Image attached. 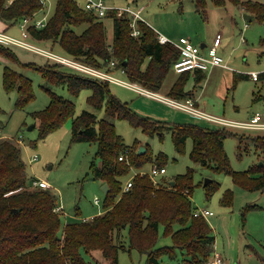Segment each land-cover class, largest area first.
Instances as JSON below:
<instances>
[{"label": "trees", "instance_id": "16d2710c", "mask_svg": "<svg viewBox=\"0 0 264 264\" xmlns=\"http://www.w3.org/2000/svg\"><path fill=\"white\" fill-rule=\"evenodd\" d=\"M210 1L220 7L227 3L244 7L259 22H264L262 2ZM194 4L196 11L206 18L207 0H194ZM43 7L42 0H14L9 5L6 0H0V20L10 26L16 25ZM107 18L113 23L111 41H108L104 19L86 10L83 0H57L55 11L45 27L38 29L30 25L28 33L36 43L59 46L64 52L61 55L102 70L120 69L130 83H137L153 92L160 91L174 63L180 58L179 50L171 44H161L154 29L143 22H139L141 35L134 37L128 17H119L113 12ZM84 25L80 31L79 27ZM12 47L0 43V56L13 64L35 68L46 81L66 87L74 96L83 89H89L88 102L94 108H104L111 118L126 120L149 137L156 134L162 137L165 129H171L178 152L191 138L192 160L218 174L229 175L244 190H264V137H254L260 163L245 170H235L225 151L224 140L236 134L224 126L208 129L193 122L162 126L165 122L139 115L126 102L112 95L105 82L70 69L72 73L63 69L65 67L61 64H24ZM112 61L114 66H111ZM190 76V72L182 73L169 97L183 101L192 97L194 90H186ZM205 77V72L195 73L198 82ZM246 78L247 75H239L234 85ZM3 79L6 91L17 90L18 109L34 99L32 80L22 73L6 66ZM45 90L50 97L49 104L43 110L32 113L33 118L39 121V139L46 138L71 119L73 142L98 143L91 168L94 178L108 185L104 210L88 219L78 218L80 214L76 212V217L63 223V212L55 210L61 204L57 194L50 189L29 186L34 178L28 174L22 146L13 139H1L0 264H91L86 255L97 250L103 257L110 258L112 264H119L120 251L132 250L144 255L146 264H160L164 255L178 258L179 264H205L212 256L216 237L206 218L194 216L197 209L192 200L197 186L194 170L189 168L186 173L178 174L171 180L164 179L159 186H154L148 175H137L132 187L124 192L123 186L134 171L132 168L145 170L143 166L149 163L165 167L167 155L160 153L154 157L149 148L142 154L132 152L111 121L100 119L86 110L76 115V106L72 101L51 89ZM243 139L240 137L241 143ZM241 143L239 156L242 155ZM127 154L129 164L119 160L121 155ZM172 181L174 185H171ZM221 186L219 181L210 180L203 186L206 198L210 199ZM233 198V190L225 189L220 197L221 207H231ZM259 207L249 205L247 209ZM161 228L164 236L171 237L172 245H158ZM125 230L128 241L123 238Z\"/></svg>", "mask_w": 264, "mask_h": 264}, {"label": "rangeland", "instance_id": "374dc122", "mask_svg": "<svg viewBox=\"0 0 264 264\" xmlns=\"http://www.w3.org/2000/svg\"><path fill=\"white\" fill-rule=\"evenodd\" d=\"M6 2L12 3L9 0ZM106 2L113 7L129 5L137 9L143 6L142 16L150 22L153 28L161 32L172 33L170 39L174 42L181 35H185L192 37L193 41L199 45L198 40L202 36L205 35L213 40L217 31H222L224 40L219 53L229 55L228 60L231 59L236 72H241L239 66L248 68L249 72L247 73L249 74L264 70L258 69V66L264 61V57H262L264 56V44L261 42L264 38V22L260 23L256 18L251 21L245 20L238 6L227 3L226 7L218 8L214 4L212 5L210 0H207L208 21H205V18L196 11L194 0H106ZM49 3L48 9L52 15L57 0H49ZM104 21L108 41H111L113 36L112 20L105 18ZM245 23L249 24V28L244 30ZM84 27L85 25L79 27L80 31ZM241 29L244 31L240 32ZM0 31L45 47L53 52L64 54L59 46L39 44L30 38H24L19 23L10 26L0 20ZM241 35L246 38L248 44L242 41ZM12 50L24 64L45 66L54 63L23 47L13 46ZM201 50L204 51V49ZM6 66L32 80L35 97L24 108L18 109L16 106L19 96L17 90L8 92L5 89L3 74ZM63 69L73 73L66 67ZM253 69L255 71H252ZM108 72L121 80L130 81L120 69H111ZM180 75L171 69L163 83L164 88L169 86L171 82L174 84ZM104 82L112 95L126 102L139 115L165 122L162 123V126L173 127L176 123L193 122L202 128L222 127L203 118L194 117L180 109L169 107L157 101H150L129 87L114 82ZM203 82L204 80L198 82L190 76L186 84L187 87L191 86L190 89L194 90L192 100L200 94L199 105L195 102L192 103L199 110L236 121L250 120V116L256 113H260L264 118L263 82H254L251 79L243 80L237 84L235 89L231 88L232 84L228 85L224 89L225 91L228 89L224 93V98L225 96L226 98L221 100L216 97V83L213 82L203 94ZM45 88L51 89L72 101L76 106V115L86 110L96 114L100 119L111 121L115 125L117 133L123 138L124 143L132 148V152H138L140 147H144L151 149L154 157L160 153L167 155L165 164L167 173L158 177L160 182H163L164 179L171 180L178 174L186 173L189 168H192L195 184H197L192 194V200L196 207L207 208L213 213L208 217V223L216 237V252L235 264H264V190H244L236 185L229 175L218 174L192 160L190 157L193 145L191 138L186 140L184 149L178 152L174 146L171 129H165L162 137L159 134L149 137L140 128L131 126L128 121L111 118L104 108H94L88 102V97L91 94L89 89H83L79 95L74 96L66 87L46 81L35 68L21 66L17 63L13 64L0 56L1 135L6 137L22 136L24 141L22 155L27 165L28 174L30 178L44 179L51 185L50 190L57 194L59 202L63 205V210L68 214H63V223H66L73 216L76 217V212H79L78 218L80 219L91 218L101 213L104 210L105 192L102 189L101 181L94 178L91 168L97 155L98 143L73 142L71 119H68L61 128L50 133L46 138L39 139V121L33 118L32 113L43 110L49 104L50 97ZM162 93L168 95L166 90H162ZM220 94L222 95L221 92ZM258 95L261 97L255 101V97ZM224 128L236 134L235 136H228L224 140L225 151L233 169L245 170L253 164H259L254 137H264V130ZM240 137H244L242 143ZM245 137H249V139ZM240 143L241 156H239L238 150ZM35 154L38 157L37 160L30 161V158ZM99 163L97 159V164ZM153 165L157 164L149 163L143 166V169L151 170ZM132 170L136 169L132 168ZM212 179L219 181L222 186L210 199H207L203 186L207 180ZM29 186L32 187L31 183ZM225 189H232L234 193L233 204L229 208L220 205V197ZM96 197L100 200L99 205L94 204ZM249 205L260 207L247 209ZM243 214L245 215L244 220ZM127 237V230H125L123 238L127 240ZM158 245H172L171 237L163 235V228L160 229ZM86 259L91 264H112V260L103 257L99 250L94 251L92 255H86ZM118 261L119 264H146L145 256L136 250L120 251ZM179 262L178 258L172 259L168 255L160 258V264H179Z\"/></svg>", "mask_w": 264, "mask_h": 264}, {"label": "built area", "instance_id": "2783aa9c", "mask_svg": "<svg viewBox=\"0 0 264 264\" xmlns=\"http://www.w3.org/2000/svg\"><path fill=\"white\" fill-rule=\"evenodd\" d=\"M9 1L13 2L14 0H9ZM42 3L44 7L40 11L33 14L32 16L24 18L19 23L21 28V33L22 36H24V38H30L28 33V27L30 25H34L36 28L41 29L45 27V25L47 24V21L51 15V13L49 12L50 10L46 8L47 5L49 4V1L42 0ZM7 4L9 5L10 3ZM83 5L86 10L96 14L99 18L105 19L113 12L116 13V15L119 17L120 16L128 17L130 20V27L132 30L131 34L134 37H138L141 35L139 22H143L148 26H150L156 32L158 36V40L161 44H171L172 46H174L179 50L180 58L173 65V70L176 73L182 74L184 72H190V74H195L197 71L208 72L212 68L218 66L229 67L226 61L224 60V58L218 53L217 50L218 46L221 43V34H218L216 36L213 46H211L208 49L207 53H203L201 47L193 43L190 37L188 36H182L176 42H174L170 38L159 33L157 30H155V28L149 25V23L143 18L141 9H135L129 5H125L122 7H113L111 5H108L106 0H83ZM246 27L247 25H245V28ZM242 41L243 42L245 41L243 36H242ZM0 43L5 45L26 48L30 51L36 52L46 57L51 62H54L56 64H61L62 66L72 69L79 74H82L87 77L95 78L101 82L107 81V82H114L117 84H121L141 94H146L147 96L156 98L176 109H180L193 116L203 118L208 122L216 123L218 125H221L222 127L224 126V127H232L239 129L264 130V118L260 113L254 114L250 118V120L247 121H236L224 117L214 116L197 109L192 104L193 100L191 99H187L183 101V100L173 99L167 96L158 95L154 92L146 90L145 88H142L136 83H130L121 80L113 76L108 71L89 66L70 56H65L55 53L52 50H49L45 47H40L34 43L24 41L22 39H19L17 37H14L12 35L6 34L5 32H1V31H0ZM111 66H114V61L111 62ZM249 75L253 80L258 81L262 76H264V70L261 72H251ZM4 138L13 139L19 145L21 146L24 145V141L21 135L18 137H6L5 135H1V129H0V140ZM37 158L38 157L35 154L30 158V161L34 162L37 160ZM119 160L126 161L129 164L128 154L126 156L121 155L119 157ZM166 173L167 171L165 167H160L157 165H153L151 170H134L132 174L128 177L126 182L124 183L123 191L124 192L128 191L132 187L133 179L137 175L140 176L148 175L151 178L153 185L159 186L160 180L158 179V177ZM31 185L32 187H41L44 189L51 188V185L48 183V181L44 179L34 178L31 182ZM94 204L96 205L100 204V200L98 197L95 198ZM55 210H57V212L62 211L64 215H68L67 212L63 210L62 203ZM211 214L212 212L209 209L199 208V207H197V209L194 212V216L204 217L206 219ZM205 264H235V263L230 262L229 260L224 258L222 254L216 252L215 243H214L212 256L205 261Z\"/></svg>", "mask_w": 264, "mask_h": 264}, {"label": "crops", "instance_id": "0c3cea01", "mask_svg": "<svg viewBox=\"0 0 264 264\" xmlns=\"http://www.w3.org/2000/svg\"><path fill=\"white\" fill-rule=\"evenodd\" d=\"M49 1V0H48ZM243 1H246V0H243ZM259 2H262V3H264V1H259ZM50 4V3H49ZM49 4L47 5V7L46 8H49ZM108 4V3H107ZM211 4L213 5V3L211 2ZM108 5H110V4H108ZM216 7H218V8H221L220 6H216ZM222 7H226V6H222ZM239 8H240V12L243 14V17H244V19L245 20H248V21H251L253 18H256V16L253 14V13H250V12H247L245 9H244V7H241V6H238ZM137 9H141V10H143V6H141V7H139V8H137ZM251 15V17H249ZM144 18V17H143ZM145 19V18H144ZM257 19V18H256ZM146 20V19H145ZM208 21V10H207V16H206V18H205V21ZM147 21V20H146ZM148 23H149V25H151L150 24V22L149 21H147ZM260 23H262V22H260ZM245 25H247V29L249 28V24L248 23H245L244 24V30L246 29L245 28ZM223 29H224V27H223ZM155 30H157V29H155ZM244 30H242L241 29V31L240 32H243ZM159 33H161L162 35H164V36H166V37H168V38H171L170 36H171V34L172 33H165V32H161V31H159V30H157ZM218 34H221V43H220V45L218 46V53H219V49H220V47L223 45V40H224V35H223V33H222V31H217V33H216V35H215V37H214V39L212 40L211 38H208V37H206L205 35L204 36H202L199 40H198V42L200 43L199 45H200V47H201V49H204V51H202V52H207V49H209L211 46H213V44H214V41H215V39H216V36L218 35ZM182 36H185V35H181L180 37H182ZM242 36V35H241ZM188 37H190V36H188ZM190 39L192 40V42L193 43H195L194 41H193V38L192 37H190ZM241 39H242V37H241ZM244 43L245 44H248V41L246 40V38L244 37ZM261 42L264 44V38H262V40H261ZM196 45H198L197 43H195ZM198 45V46H199ZM223 58H224V60L226 61V63L228 64V66L229 67H220V66H218V67H214V68H212L211 70H209L208 72H205V75H206V77H205V79H204V87L202 88V90H204V93L203 94H205V92L207 91V89H209V87H210V85L214 82V83H216V85H215V87H216V90H215V92L217 93V95H216V97L218 98V99H225L226 98V96H225V98H224V93L225 92H227L228 91V89L225 91L224 89L228 86V85H231L232 84V87L231 88H233V89H235L236 88V86H237V84L240 82V81H243V80H252V81H254V82H263L264 83V76H262L258 81H255V80H253L251 77H250V75H249V73H247V72H249L248 71V68H246V67H243V66H239L238 68L239 69H241V72H236V70L234 69V67H233V64L231 63V59H230V61L228 60L229 59V55H224V54H221V53H219ZM263 55V54H262ZM44 57V56H43ZM262 57H264V56H262ZM46 58V57H45ZM48 61H50V60H48ZM258 69H260V70H262V69H264V61L262 62V64H260V66H258ZM252 71H255V69H253ZM176 73V72H175ZM177 74H179V73H177ZM242 74H244V75H247V78L246 79H240L237 83H236V85H234V80L239 76V75H242ZM191 77L192 78H195V74H191ZM225 79H226V82H225ZM137 84V83H136ZM173 83L171 82V84L169 85V86H167V87H165L164 88V86H163V89L161 88V90L160 91H158V92H154V93H156V94H158V95H162V96H166V95H164L163 93H162V90H166V92L168 93V95H167V97H169V92L171 91V89H172V87H173V85L175 84H173ZM137 85H139V84H137ZM140 86V85H139ZM142 87V86H141ZM143 88V87H142ZM190 88H191V86H189V87H187L186 86V90H190ZM146 90H148V89H146ZM135 91V90H134ZM150 91V90H149ZM135 92H137V91H135ZM151 92H153V91H151ZM220 92L222 93V95L220 94ZM139 95H141V96H143V97H145L146 99H148V100H150V101H157V102H159V103H162V104H164V105H167V106H169V107H172V106H170V105H168V104H166V103H164V102H162V101H160V100H158V99H156V98H153V97H150V96H147L146 94H141V93H139V92H137ZM255 95V94H254ZM221 98H220V97ZM196 97V96H195ZM261 96L260 95H258V96H256L255 97V101L256 100H258L259 98H260ZM171 98V97H170ZM189 99H193L192 97H189ZM198 99H200V94H199V96L196 98V99H194L193 100V102H195L196 104H198L199 105V101H198ZM195 106V105H194ZM196 107V106H195ZM174 108V107H173ZM197 109H199L198 107H196ZM202 112H205V113H207V114H210V113H208V112H206V111H203L202 110ZM155 114V112H152V114ZM189 114V113H188ZM212 115V114H211ZM148 116H151V115H148ZM155 116H159V115H155ZM215 116V115H214ZM253 116V114L250 116V117H252ZM194 117H196V116H194ZM207 121V120H206ZM1 129V128H0ZM2 130V129H1ZM260 131V130H259ZM246 138V137H245ZM246 139H249V137H247ZM102 183V182H101ZM103 183H102V187H103ZM212 212V211H211ZM102 213V212H101ZM101 213H98V215L99 214H101ZM211 215H213V213L211 214ZM211 215H209V216H211ZM208 216V217H209ZM94 217V216H93ZM86 219H88L87 217H85ZM92 218V217H91ZM207 220H208V218H207ZM101 252V251H100ZM94 252H92L91 253V255L93 254ZM102 254V253H101ZM103 256V255H102Z\"/></svg>", "mask_w": 264, "mask_h": 264}, {"label": "water", "instance_id": "95a60500", "mask_svg": "<svg viewBox=\"0 0 264 264\" xmlns=\"http://www.w3.org/2000/svg\"><path fill=\"white\" fill-rule=\"evenodd\" d=\"M249 17H251V15H250ZM32 127H33V126H32ZM32 127H31V128H32ZM146 151H147L146 148H144V147H140L139 150H138V154H142V153H144V152H146ZM209 181H210V180H207V181L205 182V185H206ZM171 185H174V181L171 182ZM102 189H103V191H104L105 193H107V192H108V185H107V184H104L103 187H102Z\"/></svg>", "mask_w": 264, "mask_h": 264}]
</instances>
